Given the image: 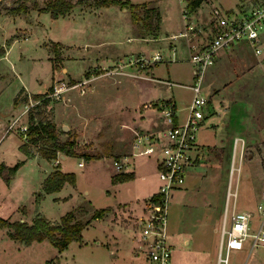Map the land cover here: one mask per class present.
Segmentation results:
<instances>
[{
  "label": "rangeland",
  "instance_id": "rangeland-1",
  "mask_svg": "<svg viewBox=\"0 0 264 264\" xmlns=\"http://www.w3.org/2000/svg\"><path fill=\"white\" fill-rule=\"evenodd\" d=\"M21 1L24 0H0V6L15 5ZM25 1L29 5L28 13L20 14V17H0V44L8 48L5 58L0 60V107L3 111L12 112L8 117H5L8 114H0V164L12 166L17 161L24 160L9 182L0 175V202L3 201L4 204L2 209V212L6 213L4 217L11 215L12 220L32 221L38 214L51 223H57L63 214L73 210L77 217L85 221L91 217L95 209L114 205L119 201L135 202L136 187L157 188L161 180L156 168V158L139 156V159H147L138 168V171L141 170L140 173L145 175L144 178L137 174V177L129 183L117 184L111 181L113 175L118 172L113 162L117 159L122 163L124 160L122 155L131 153L129 138L123 132L126 129L125 122H131L128 115L126 112L119 113L120 116L115 115L116 119H114L111 111L104 104V97L117 103L124 101L128 105L131 101L129 93L132 85L128 78L134 76L116 74V71L123 69L122 66L121 68L118 66V60L122 63L128 62L130 57L137 60L134 63L129 62L132 68L128 71L145 73L156 78V80L148 78L150 81L142 76L133 78L145 88L144 93L147 98H160V101L165 98H175L176 112L180 120L184 121L194 96L193 90L187 85L192 82L194 65L190 61L186 38L178 36L171 39L169 36L172 32L184 31L185 24L192 23L199 41L209 40L213 20L212 10H214L212 7L223 13H227V10L239 11L240 1L204 0L195 11L188 14V18H185L183 16V12L186 11L185 0H150L151 5L159 9L163 21L161 20L162 27L158 36L149 39L137 37V34H141L135 25L133 31L131 30L129 10H124L118 5L95 6L93 3L96 0H71L82 3L76 5L71 12L64 15L65 17L53 18L50 13L39 12L32 7L34 2L43 6L46 0ZM133 36L136 38L129 39ZM261 41L264 51V31L261 34ZM53 43H59L56 46L60 51L59 58L54 52ZM236 45L238 49L224 52L223 59L215 70L212 65L206 69L201 84V94L207 98L214 95V103H218L219 100L227 101L232 109H239L243 105V98L253 100L254 110L257 114L260 113V117L262 116L260 120L263 121L264 52L257 55L253 48L244 42ZM156 53L161 55V60L152 62V56ZM220 53L222 52L219 51L217 54L218 58ZM101 54L119 55L116 57L119 68L111 71L112 67L101 69L94 67L92 68L94 80L85 81L83 78L86 70L94 64L93 59ZM140 58L142 60H139ZM256 59H260L263 69ZM254 63L256 67L253 71L257 76L252 79L253 81L244 76L233 82L236 75L242 76L243 73L250 72L249 67ZM168 69L171 71V76L168 75ZM68 75L77 80L65 77L53 81L52 85L61 83L64 88L58 98L51 96L45 114H51L56 121V112L63 114L64 118L65 101L76 103L71 105L74 107L73 112L66 120V123L73 127L68 128L67 131L76 132L82 142L88 140L94 142L96 147L92 152H96L98 157L85 160L67 155L65 158L57 156V161L43 157L37 152L35 145H30V150L36 151L35 155L26 157L19 149L20 143L25 140L20 127L28 126L29 109L39 103V100H34L32 95L52 92L54 88L52 90L48 88L52 80ZM166 79L173 84L162 82ZM228 82L229 84L225 86L224 84ZM87 88L92 90L94 96L87 92L89 91ZM65 91L67 93L73 91L76 96L67 99ZM79 96L83 98L82 101H79ZM85 100L86 108L82 104V109L79 110L78 104L83 101L85 104ZM157 102L152 101L142 106V109L152 110L153 121L158 123L149 131L157 130L161 125L162 117ZM153 108L158 109V112ZM85 110L86 119L80 113ZM205 115L207 116L204 125L197 131V139L200 135L209 133L214 138V143L221 147L210 148L207 151L208 155L202 157V166H198L196 170V165L189 169V177L185 183L187 186L174 189L169 195L167 228L172 245L171 264H174L178 257L181 258L179 264H217L221 224L226 208H228V218L234 205L238 210L247 209L253 212L250 234L259 226L257 203L262 200L264 167L263 172L260 170L259 174L251 179L243 176V173L249 163L253 167H261L264 164L258 159L249 161L247 151L241 159L239 147L234 154V132L229 124L222 125L224 115L214 114L215 117L211 118L208 108L205 109ZM12 122L14 125L9 128ZM163 123L166 124V121L164 120ZM230 132L233 134L230 135ZM260 147L264 152V145L260 144ZM103 154L114 156L102 157ZM126 160V163L129 162L128 159ZM79 162H82V165H79ZM56 167L64 172L75 173L76 182L75 184L66 182L61 190L44 193L42 182L46 174ZM3 173L8 174L7 168ZM189 179L191 180L188 181ZM235 190V196L228 194ZM40 193L42 196L38 198ZM126 210L125 205H118V211H115L112 219L117 220L121 229L134 230L138 248L135 224L137 215H132V212L127 213ZM197 216L212 217L215 222L213 228H209V235L204 233L205 240L207 239L209 243H204L205 250L200 252L193 251L196 240L201 239V232L197 234V228L195 229V225L192 224L193 218ZM103 228V221L92 219L83 229L81 241H72L64 250L59 251L48 238L25 243L23 240L12 238L9 229L3 227L0 229V264L140 263L141 258L137 256L134 258L133 249L131 250L129 246L122 244L117 248V244L111 243V240L110 244H107ZM173 234L177 235L179 242L185 238V241L190 240L185 252H182L183 250L178 252ZM252 241V237L247 236L242 249H232L229 252L228 264L245 262L264 264V241L259 240L255 247H252Z\"/></svg>",
  "mask_w": 264,
  "mask_h": 264
},
{
  "label": "built area",
  "instance_id": "built-area-1",
  "mask_svg": "<svg viewBox=\"0 0 264 264\" xmlns=\"http://www.w3.org/2000/svg\"><path fill=\"white\" fill-rule=\"evenodd\" d=\"M239 1L241 3L239 11L227 10V13H223L212 7L214 10H212L213 20L209 40L199 41L192 23H186L184 31L169 36L171 39L178 36L186 38L190 61L194 65L193 82L189 85L194 96L184 121L176 120L177 105L174 100L168 98L158 101L161 117L166 121L165 127L158 132L137 133L133 140L131 155L155 157L161 180L157 191L144 202L142 212L137 215L135 221L136 239L143 256V264H171L172 245L167 228V205L171 191L184 185L189 169L196 165L194 150L197 131L208 107V98L201 94V84L206 69L215 63L220 50L230 49L241 42L251 46L257 55L263 52L261 34L264 31V0ZM183 16L188 18L186 12H183ZM151 60L158 62L161 60V55L156 53ZM136 61L132 58L129 60L130 63ZM162 82L173 84L170 80ZM53 88L49 95L58 98L64 86L55 83ZM13 125L14 122L9 128ZM20 128L25 134L27 125H21ZM113 164L118 172L125 171L129 166L128 163L123 161L120 163L117 159ZM79 165H82V162H79ZM228 194L235 196L236 190ZM257 211L260 217L259 226L250 234L253 212L233 208L228 218V208H226L221 224L217 264H228L229 252L232 249H242L247 236L253 239L252 247L257 246L259 240L264 241V185L262 200L257 203Z\"/></svg>",
  "mask_w": 264,
  "mask_h": 264
},
{
  "label": "crops",
  "instance_id": "crops-1",
  "mask_svg": "<svg viewBox=\"0 0 264 264\" xmlns=\"http://www.w3.org/2000/svg\"><path fill=\"white\" fill-rule=\"evenodd\" d=\"M144 1H147V0H144ZM105 7H109V6H105ZM2 16H4V17H6V16H9V17H11V16L12 17H20L21 15L20 14H15V15L6 14L3 11L2 14H0V17H2ZM63 17H65V16H63ZM162 21H163V18H162ZM161 27H162V23L160 25V28ZM131 30L133 31V24H132V29ZM172 34H177V33L172 32L170 35H172ZM137 37L138 38H142V39H149L150 38V37H146V36L144 37V36H141V35H138V34H137ZM131 38H136V37L133 36V37H130L129 39H131ZM0 45L2 46L3 44H0ZM236 49H238L237 45H234L230 49L220 50L222 53H220L219 58L216 57L215 63L212 65L213 70H215L219 66V64L221 63V60L223 59V54H225L224 53L225 51H234ZM7 50H8V48H6L5 54L0 57V60L5 58ZM116 57H119V55H116V56L114 55L113 56V55L101 54L100 56H96V58L93 59L94 64H92L89 67V69L86 70L83 79H85V81H89V82L94 80L95 76H94V72H93V69H92L94 67H100V69L101 68L112 67L111 70H115V69L119 68L118 66H120V68L122 66L123 69H120L119 71H116V74H121L122 76L123 75H131V76H134V77H137V78L142 76V77L147 78V79L149 78L150 80L155 78V77L149 76V75H147L145 73H139L138 74V73H135V72L128 71L129 68H132L129 65L130 64L129 61L126 62V63H122V61L120 62L118 60V64L119 65L117 66V62H116L117 58ZM257 62L261 64L262 69H263V65H262L260 59H258ZM115 64H116L117 67H114ZM255 64L256 63L252 64L249 67L250 70H251L250 72L243 73L242 76H240L239 74L236 75V77H235L233 82L238 81L239 79H241L244 76L249 77L250 78L249 80L253 81L252 79L257 76L256 73L253 71V69L255 70V67H256ZM90 69H91V71H89ZM143 72H145V71L143 70ZM253 72L255 74H253ZM121 75H118V76H121ZM168 75L171 76V71L169 69H168ZM65 77L66 78L67 77H69V78L71 77V79L77 80V79L73 78L71 75L62 76V77H56V78H54L52 80V82L49 85V87L52 85L54 80H56L58 78L62 79V78H65ZM133 78L132 77L128 78L129 82L132 85V90H130V93H129L130 99H131L130 103L128 102L129 105L125 104L124 101H118L119 103H117L115 101H112V99L108 100V99H106L104 97V101H105L104 104H105L106 108L111 111V115L114 116V119H116L115 115L116 116H120L119 113L124 114L123 112H126V114L128 115V118L131 121L130 123L129 122H125L126 129L123 131L124 135H126L127 138H129V147L131 146V153H132V150H133V148H132L133 140H134V137H135V135L137 133L145 134V133H148V132H158V131L162 130L165 127V124L163 123V119H162L161 123H160L161 125H160V127L157 130L155 129L153 131H149V130L154 129V127L158 123H155L153 121L154 117H153V114L151 113L152 110H150L148 108L147 109H142V106H144L146 103H150L152 101H156V102L160 101V98H147V95H145V93H144L146 91L145 88L140 86V84H138V82H136ZM78 80H80V79H78ZM155 80H156V78H155ZM254 81H258V80H254ZM75 82H73V83H75ZM192 82H193V77H192ZM190 84H187V85H190ZM227 84H229V82L225 83L224 85L227 86ZM258 84H260V83H258ZM88 90L89 91H87V92H90V95L94 96V94L91 93L92 90L91 89H88ZM64 93H67V92L65 91ZM66 95H67V99L68 98L71 99L72 97L76 96V93L73 92V91H69ZM213 96L214 95H211L210 98H208V107H207L208 108V114H209V116L212 115L211 118L215 117L214 114H218L217 116L224 115V120H222V122H221L222 125H225L226 123L229 124L230 129L234 132V144H233L234 154L236 153V151H237V149L239 147V154H240V158L241 159L244 156V152L247 151V155H248V160L249 161H251L253 159H258V160H261L262 164H264V152L260 149L261 148L260 144L264 145V120L261 121L260 118L262 116L260 117V113L257 114L256 111L254 110V101L250 100L248 98H243L244 99V100H242V104L243 105L239 109H232V107L229 105V103L227 101L225 102L224 100H219L218 103H214ZM78 98H79V101L80 100L82 101V99H83L81 96H79ZM102 99H103V96H102ZM165 99H168V98H165ZM171 99L174 100L175 103H176L175 98H171ZM72 104H74V103H72ZM72 104H71V102H66V101H65V104L63 103L64 118H63V114L60 115L58 112H56L55 118H57V119H56L55 122H56V125L58 127H61L62 129H63V125H67L68 128H72L73 127V126H70L69 123H66V120L69 119L70 114L73 112V108L74 107L71 106ZM82 104L84 105V108H86L85 107L86 104H87L86 100H85V104H84V101L81 104H78V106L80 108L79 110L82 109L81 108L83 106ZM176 105H177V103H176ZM108 107L111 108V109H109ZM153 109H155L156 111L158 110L156 108H153ZM85 112H86V110L84 112L81 111L80 113H82L84 118L86 119V117H85L86 113ZM11 113L12 112L8 113L7 111H3L2 107H0V114L1 115L2 114L3 115L8 114L7 116H5V117H8L9 115H11ZM206 116L207 115H205V117ZM58 119H59V121H58ZM176 120L177 121H181L179 116H178V114H177ZM204 120H205V118L201 122V126L204 125ZM67 130L63 129V131H67ZM75 130L77 131V129H75ZM232 134L233 133L230 132V135H232ZM62 137H65V136H61V138ZM214 142H215L214 138L209 133H206L204 135H200L198 139L196 138L194 154H195V156L197 158V161H196L195 170H196V168L198 166H202V164H201L202 157L205 154L208 155L207 151L210 148H216L217 149V148L221 147V146H218ZM94 147H96V146H94ZM130 154H124V155H122V158L124 159L123 162H126L127 161L126 159H128V161L131 162L130 164H129V162H127L129 164V166L126 168L125 171L126 172H133L134 176L130 180L123 181V182H118L119 184H124V183L131 182L133 179H135L137 177V174L140 175L141 178L145 177V175H142V173H140L141 170H140V172L138 171V168L140 167L141 164H143V162H146L147 159H139V156H132ZM62 155H64V154H59L58 156L61 157V158H65L67 156V155H64V156H62ZM109 155L110 154H108V156L106 154H103L102 157H111V158H113V156H114V155L113 156L112 155L109 156ZM256 155H258V156L256 157ZM142 156H144V155H142ZM115 157H116V155H115ZM146 158H155V157H153V156L147 157L146 156ZM56 160L58 161V159H56ZM263 167H264V165L261 166V167H258V166L253 167V165L249 163V164L246 165V168H244L243 176L244 175L248 176V177H250L249 179H251V177H254L257 174H259L260 170L263 172V170H262ZM156 168H157V161H156ZM239 170H240V167H239ZM50 172H48L46 174V176ZM195 173H197V172H195ZM188 175L186 177L185 183L187 182V178L189 177ZM190 180L191 179H189L188 181H190ZM185 183H184L183 186H181L180 188H177V189H181L183 187H186L187 185H185ZM136 188H137L136 189V194L134 196L135 202L132 203V202H129V201H119V202L115 203L114 205H109V207H111L110 211H108L105 214L104 217L97 218V219L103 221V223H104L103 235H104V237H105V239L107 241V244H110V240H111L112 241L111 243H116L117 244V248H119L122 244L129 246V248L131 250L133 249L134 258H136V256L140 257L141 260H140L139 264H143L142 263L143 256H142L139 248H137V243L135 242V233L133 232L134 230L132 228L131 229L130 228L121 229V226H119V224L116 222L117 220L114 221L112 219L113 216L115 215V211L116 212L118 211V205H125V208L127 209L126 210L127 213L132 212V215H139L142 212V208H143L144 202L152 194H154L157 191L158 186H157V188H154V187L147 188L146 186H142V187H139V188L136 187ZM3 206H4L3 201H1L0 202V215L1 216L6 215V213L2 212L3 211L2 210ZM233 208H234V210H238V209H236L235 205L233 206ZM241 210H247V209H241ZM137 212H138V214H137ZM10 216L11 215H8V217H10ZM22 221H27V220L25 219V220H22ZM27 222L30 223L31 221H27ZM192 224L195 225V229L197 228V234H200L199 232H201V236H200L201 239H197V240L195 239L196 242H195V244L193 246V249H194L193 251L194 252H200V250H205L204 243H209L207 239L205 240V236H204L205 234L204 233L208 234L209 228H213V225L215 224V222L212 219V217L197 216V217L193 218ZM168 233H170V232H168ZM169 237H170V235H169ZM172 237L175 239L174 244H175V247L178 250V252H180L181 250H183L182 252H185L187 250L186 249L187 246L190 243V240H186L185 241V239H186L185 238L184 240L179 242V238H177L176 234H173ZM111 253L113 254V250H111ZM180 259H181L180 257H178V259L176 258V261H175L174 264H179L180 263ZM132 261H134L133 258H132Z\"/></svg>",
  "mask_w": 264,
  "mask_h": 264
},
{
  "label": "trees",
  "instance_id": "trees-1",
  "mask_svg": "<svg viewBox=\"0 0 264 264\" xmlns=\"http://www.w3.org/2000/svg\"><path fill=\"white\" fill-rule=\"evenodd\" d=\"M185 1V12L188 15L195 11L204 0ZM80 3H82V1L46 0L43 6L34 2L32 7L39 12H48L51 17L57 18L68 14ZM93 4L95 6L118 5L123 9H127L130 12L132 24L137 27L141 36L153 38L157 37L159 34L162 16L159 9L151 5L150 0L141 2H133L131 0H96ZM2 10L6 14H26L28 13L29 5L24 0L15 5L0 6V14H2ZM58 44L59 43H53V48L56 56L59 58L60 51L56 48ZM5 52L6 48L0 45V57L3 56ZM49 89L52 90L53 85H51ZM50 93L51 92H45L32 95V98L34 100H39V103L29 109V124L26 133H23L25 140L19 145L21 152H23L26 157L33 156L36 151L30 150V145H35L37 146V152L48 159H56L59 153L84 158L85 160L97 158L98 154L92 152L95 149L94 142L89 140L82 142L78 138L76 132L70 133V131H63L61 127L56 125L51 114H45V109L48 107L51 100ZM61 136H65V138L61 139ZM23 162L24 160H19L12 166H6L1 163L0 175L4 177L6 182H9L15 171ZM6 168L8 174L4 175L3 171ZM133 176V172L121 171L114 174L111 181L112 183L123 182L132 179ZM66 182L75 184V173L64 172L56 167L44 178L42 190L44 193L56 192L61 190ZM41 196L42 194L40 193L38 198ZM110 209L111 207L109 206L95 209L91 217L85 221L77 217L76 212L70 210L63 214L57 223H51L38 214L30 223L17 219L12 220L10 217L0 215V229L3 227L8 228L9 235L12 238L23 240L25 243L42 241L44 238H48L59 251H62L70 242L81 241L82 231L87 224H89L92 219L104 217Z\"/></svg>",
  "mask_w": 264,
  "mask_h": 264
},
{
  "label": "water",
  "instance_id": "water-1",
  "mask_svg": "<svg viewBox=\"0 0 264 264\" xmlns=\"http://www.w3.org/2000/svg\"><path fill=\"white\" fill-rule=\"evenodd\" d=\"M63 129L64 130H67L68 129V126L67 125H63ZM62 156H64V155H62Z\"/></svg>",
  "mask_w": 264,
  "mask_h": 264
}]
</instances>
